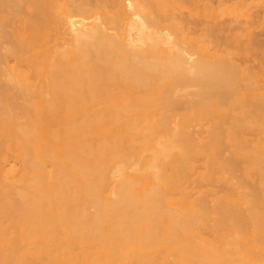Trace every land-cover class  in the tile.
<instances>
[{"label": "bare ground", "instance_id": "obj_1", "mask_svg": "<svg viewBox=\"0 0 264 264\" xmlns=\"http://www.w3.org/2000/svg\"><path fill=\"white\" fill-rule=\"evenodd\" d=\"M0 264H264V0H0Z\"/></svg>", "mask_w": 264, "mask_h": 264}]
</instances>
